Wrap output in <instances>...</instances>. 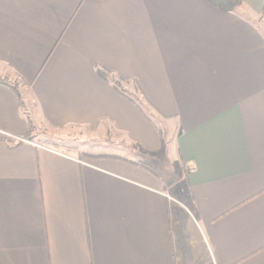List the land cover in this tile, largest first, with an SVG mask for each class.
Here are the masks:
<instances>
[{
    "label": "crops",
    "instance_id": "obj_1",
    "mask_svg": "<svg viewBox=\"0 0 264 264\" xmlns=\"http://www.w3.org/2000/svg\"><path fill=\"white\" fill-rule=\"evenodd\" d=\"M0 80V264H264V0H0ZM22 89L51 128L166 145L187 215L145 162L29 139Z\"/></svg>",
    "mask_w": 264,
    "mask_h": 264
},
{
    "label": "rangeland",
    "instance_id": "obj_2",
    "mask_svg": "<svg viewBox=\"0 0 264 264\" xmlns=\"http://www.w3.org/2000/svg\"><path fill=\"white\" fill-rule=\"evenodd\" d=\"M13 82L17 85L21 84L17 78H14ZM130 89L132 88L130 87ZM22 96L26 103L24 110L29 112V116L35 126L31 131L33 135L32 138L35 142L43 140L46 135H50L53 139L65 145L64 147H66V150L61 149L63 152L78 156L82 159H87L94 155L101 156L103 153H111L145 162L164 177L166 185L165 191L168 192L167 194L170 195L171 198L179 201V204L176 203L181 209L179 214H186L185 211L187 210L188 199L184 170L178 168L177 164L169 158L166 145L163 150L155 156H140L141 154L133 150L129 143L119 133L111 130L104 131L84 126H67L60 129L51 128L39 119L37 107L26 89H22ZM22 113L25 114V112Z\"/></svg>",
    "mask_w": 264,
    "mask_h": 264
},
{
    "label": "trees",
    "instance_id": "obj_3",
    "mask_svg": "<svg viewBox=\"0 0 264 264\" xmlns=\"http://www.w3.org/2000/svg\"><path fill=\"white\" fill-rule=\"evenodd\" d=\"M209 1L216 7H219L227 11H233L236 7H238L242 3L243 0H209ZM95 71L101 79L109 82L121 95L129 99L147 119H149L152 123L155 122L154 120L155 117L149 111L148 106L145 103L146 100L143 96V93L140 91L135 80H131L132 89H130V87H128L129 82L117 77L113 72L107 69L98 67V66L95 67ZM0 82H2V80H0ZM12 88L13 90L17 91V95H19L16 87L13 86ZM21 108L25 109L22 104H21ZM26 112L29 114L28 111ZM27 121L29 124L27 137L29 139H32L33 135L31 134V131L35 126L29 115L27 116ZM37 143L43 146H46L49 149L56 150V151H60L61 149L66 150V147H64L65 146L64 144L59 143L57 140L53 139L52 136L50 135H46L43 140L38 141ZM17 144L18 143H11L9 147L13 148ZM60 152H63V151L61 150ZM63 153H66V152H63Z\"/></svg>",
    "mask_w": 264,
    "mask_h": 264
}]
</instances>
